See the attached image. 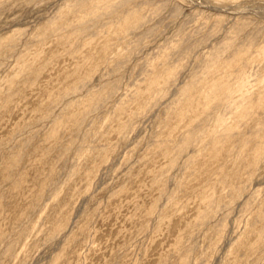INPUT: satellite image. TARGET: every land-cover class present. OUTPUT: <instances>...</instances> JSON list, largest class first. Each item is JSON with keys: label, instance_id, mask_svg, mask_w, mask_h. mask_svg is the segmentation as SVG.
<instances>
[{"label": "rangeland", "instance_id": "374dc122", "mask_svg": "<svg viewBox=\"0 0 264 264\" xmlns=\"http://www.w3.org/2000/svg\"><path fill=\"white\" fill-rule=\"evenodd\" d=\"M113 1L0 0V264H264V129L244 146L250 127L240 124L189 163L208 141L202 132L170 163L180 134L196 126L189 116H205L200 89L236 67L227 51L206 60L237 25L254 45L248 89L264 87V0H129L103 12ZM129 8L144 23L123 31L114 24ZM83 21L87 31L75 29ZM162 53L176 79L159 98ZM194 76L190 99L177 101ZM114 82L73 127L86 95ZM260 97L253 128L264 119ZM231 112L220 113L228 124L238 120Z\"/></svg>", "mask_w": 264, "mask_h": 264}, {"label": "bare ground", "instance_id": "6f19581e", "mask_svg": "<svg viewBox=\"0 0 264 264\" xmlns=\"http://www.w3.org/2000/svg\"><path fill=\"white\" fill-rule=\"evenodd\" d=\"M83 1L84 0H79V2H77V4H80ZM128 1L129 0H116V1L110 2V3L106 4L105 6H103V8H102L103 12L104 11H105V13L111 12L113 9H115V8L117 9V7L126 4V2H128ZM92 12L93 11H90V13H92ZM87 13H89V12H87ZM121 14H122L121 16L117 17V20H116L114 26L116 24H118V27H119V25L122 26L123 31H126V30L134 31L137 28H139L140 26H142L144 23L143 17L139 16V17L135 18V16H136V10L135 9L129 8V9L123 11ZM109 22H103V24L108 25ZM97 23L95 22V24H97ZM92 25H94L93 22H92ZM77 27L78 28H75V29H77L81 32H84L85 30L87 31V28H89L86 21L79 23V26H77ZM90 27L93 28L94 26L92 27L90 24ZM99 27L101 28L100 25H99ZM99 27L97 28V25H96L94 27L95 28L94 31H97L99 29ZM116 27H117V25H116ZM243 27H244L243 24L237 25V27L234 28V34H230L233 32V31H230V33L224 37L223 41L220 43L219 46H213L212 50L210 52L208 50L209 58L206 60V62H213L214 63V60L219 57L220 51H227L228 55L226 57V61L228 63H232V62L235 63L236 67H234L231 71H228V72L224 71V74L222 76H224L225 79L223 81L218 80V81H213L212 83L209 82L210 83L209 86H207L205 88V85H204V87H202V89H200V91H199L200 94L195 97V100H197L199 97L202 99V102L200 103V105H201V112L200 113H204L205 116L201 117L202 114L200 115V117H199V115H195L194 118H193V114H192V116H189L190 121H191L190 123L191 124L196 123V126H193L191 128L188 127L189 129L186 130V132L183 135L180 134L181 135L180 140L178 139L179 141L177 142V144L175 146L173 145L174 149H173V153H171L172 155L170 157V160H171L170 163H175L177 157L179 155H181L182 152H184L188 146L195 145V143L200 139L199 136H200V133H202V132H205L207 135H209L208 141L206 142V145L202 147L203 149L200 147L201 149L199 148L197 151H194L188 155L187 161L189 163L192 162L193 159L195 158V156L199 155V153H201L202 150L205 151L207 147L210 146L209 150H213L217 147V145L223 143L228 138H231L232 136L236 135L237 132L234 131V129H236L237 126H239L240 124H243L248 128L250 127L247 130V132L244 133V134H247V136H244L243 141H242L244 146L247 145L251 140L256 139L257 137H260V135L264 129V119H259L257 122L258 123L257 126L254 128L251 126L252 125L251 121H253L254 108L257 105L258 99L261 96V94H264V89H263L264 87L261 88V91L258 89V92H257V89H256V91H252L251 89L250 90L248 89V83H249L248 76L251 73L249 72V74H248V72L246 70V66L248 65V63H250L252 61V58H251L249 52H250V49L254 45L250 39L246 40V41L243 40L244 36H242L241 40L239 39L238 34L242 31ZM148 30H151V29L148 28L147 31ZM96 33L98 34L99 32L97 31ZM183 45H184V43L182 42L180 44V46H174L172 49L173 52H175V50H182L180 48ZM186 49H187V51L191 50V46H186ZM186 49H185V51H186ZM257 50H259V53L264 56V44L263 45L261 44V46ZM162 55L163 56L165 55V59H166V54L162 53ZM164 62H166V63H164L165 68L161 71L163 73L159 76L160 78H163L164 82L158 88L152 89V91H155L156 96H158L159 98L166 96V94L168 92V88H169L168 87L169 83L176 79L174 77L175 67L169 65V62H167V59L164 60ZM207 68H208L207 66L202 65L200 70L202 72L207 71ZM151 73H153V70H151L149 72V74H151ZM156 79H157V77L149 80V82L147 84V85H149L148 88H152L155 85V83L157 81ZM198 80H199V77L194 76V78H191L188 82L184 83L178 89L177 101L188 100L189 92L191 90L193 91L195 86H197L196 83L198 82ZM157 85L155 87H157ZM116 87H117V82L108 83V84L104 85L102 88L98 89L97 91L88 93L86 95V99H85L84 104H82V105H84L83 106L84 110H82L84 112L81 111L82 112L81 114L74 115L72 120L70 119L72 116L69 118L70 119L69 122H71L72 125H74L73 127L79 128L81 123L84 121L86 114L95 110L99 106L101 99H104V97H105L104 95L105 94L109 95L111 92L115 91L114 89ZM76 90H78V86L73 87V89L69 91V94L71 92L72 93L76 92ZM235 92H238L237 96H234ZM134 98H135V95H134ZM134 98H132V99H134ZM173 102H174V100H173ZM196 102H198V101H196ZM170 106H171V104H170ZM147 108H149V105L144 104L141 108L142 112ZM140 110H138V113ZM221 110L232 111L231 113H233L234 118L236 117V119H238V120L236 122H234V124L233 123L228 124L227 123L228 121H225L226 119H224V116L220 115ZM140 114H141V112H140ZM132 116L136 118V116H134V114ZM55 118H57V117H55ZM55 118L52 119V126L48 131V136H47L48 139L56 137L57 129L61 125V120L58 119L59 117L57 118L58 120ZM209 119L215 120L214 127L210 131L205 130L206 128L204 127L205 122H207V120H209ZM198 120H199V122H198ZM211 120H209V121H211ZM67 121H68V119H67ZM124 126L126 127V125H124ZM260 151H261V149L255 150L252 153L251 160H249L250 161L249 162L250 167L255 165L256 162L258 161L259 154L261 153ZM193 153H195V155H192ZM256 219H259L262 222H264V216H262V215H257ZM263 232H264V228H260L257 231L259 236H262Z\"/></svg>", "mask_w": 264, "mask_h": 264}]
</instances>
